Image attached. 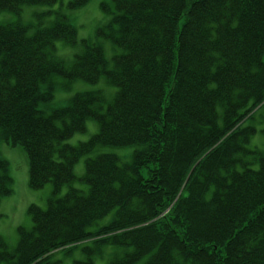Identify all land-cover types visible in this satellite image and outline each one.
Masks as SVG:
<instances>
[{"label": "trees", "instance_id": "obj_1", "mask_svg": "<svg viewBox=\"0 0 264 264\" xmlns=\"http://www.w3.org/2000/svg\"><path fill=\"white\" fill-rule=\"evenodd\" d=\"M57 1L0 0V11ZM111 4L119 52L110 66L101 46L86 40L64 64L56 41L77 39L60 11L30 35L26 25L0 23V141L25 151L30 188L53 186L44 209L28 207L32 224L18 228L14 249L0 236V264H52L53 251L80 246L87 253L100 244L99 255L103 247L116 249L107 264H264V154L250 145L264 123V0ZM56 75L103 78L115 89L106 103L97 89L40 108L53 97ZM88 119L98 131L64 143ZM98 145L136 148L126 162L109 152L87 157L79 177L87 189L72 186L74 162ZM11 184L0 159V199Z\"/></svg>", "mask_w": 264, "mask_h": 264}, {"label": "rangeland", "instance_id": "obj_2", "mask_svg": "<svg viewBox=\"0 0 264 264\" xmlns=\"http://www.w3.org/2000/svg\"><path fill=\"white\" fill-rule=\"evenodd\" d=\"M66 2L67 0H60L52 5H24L18 13L2 10L0 11V23H20L29 27V31H32L33 26L38 22L44 25L50 24L55 12L60 11L61 14L66 16L67 21L75 27L77 39L74 45L64 43L61 40L56 41L55 54L63 60L64 64H71L74 55L81 52L82 46L80 41L86 40L101 46L104 58L110 66L112 56L119 52V49L112 39L114 32L111 29L112 25L110 22V17L113 12L111 0H89L77 9H67V6H65ZM246 12V7L239 9L236 19L242 18ZM239 28L240 24L234 29L231 28V30L236 31ZM222 67L224 68L225 65H222ZM52 82L54 85L53 97L49 102L41 104L40 108L46 110L58 108L66 105L69 98L77 92L97 89L103 91L106 103L110 99L108 95L115 89L113 86L105 83L103 78L96 83H90L79 79L68 81L60 75H56L52 78ZM260 126L261 124H258V127ZM97 131V122L93 119H88L85 130L73 134L64 143L76 145L86 141ZM262 133L264 132L258 133L251 138L250 145L256 146L264 154V136ZM135 148L136 146L134 145L125 147L96 146L92 151L80 157L75 163L73 170L76 179L72 182V186L84 191L87 189V185L79 179L84 173V161L87 157H94L99 153L109 152L116 154L120 162H126L130 160L131 153ZM0 159L7 163L8 173L12 178L11 194L0 199V236L7 243L8 248L12 249L18 239V228L29 229L32 224L28 207L33 204L44 209L47 198L52 193L53 186L48 182L39 189L29 187L28 159L21 146L0 141ZM261 160L263 161L264 159L262 158ZM253 165L259 167L257 163ZM142 173L144 175L146 174L145 168L142 169ZM67 188L68 185H63L59 195L64 194ZM115 250L112 246L103 247L101 255H99L100 253L93 255L94 263L107 264L111 257L110 253H113ZM53 253L54 255L51 259L59 260L57 264H73V261L86 257V253L80 247H76L71 251L59 250Z\"/></svg>", "mask_w": 264, "mask_h": 264}, {"label": "bare ground", "instance_id": "obj_3", "mask_svg": "<svg viewBox=\"0 0 264 264\" xmlns=\"http://www.w3.org/2000/svg\"><path fill=\"white\" fill-rule=\"evenodd\" d=\"M33 32V30L32 31H29V28L26 30V33L28 34V35H30L31 33ZM78 161V160H77ZM76 161V162H77ZM76 162H74V164H73V168H74V165H75V163ZM192 170V169H191ZM113 178V177H112ZM100 246H102V244H100V245H96V246H93L92 247V249H90L87 253H86V257L87 258H94L93 257V255H95V254H97L98 253V249L100 248ZM51 251H53V250H50V251H47V252H45V253H43V255H41V260L42 259H47L48 258V255L51 253ZM54 254L53 253H51L50 255H49V257H50V262H52V264H57L58 262H59V260H52L51 258H52V256H53ZM196 259H197V261H204L205 259H204V255L203 254H200V255H198L197 257H196Z\"/></svg>", "mask_w": 264, "mask_h": 264}]
</instances>
